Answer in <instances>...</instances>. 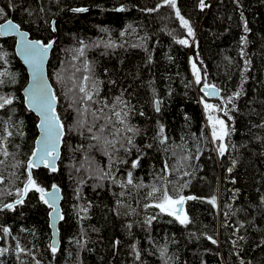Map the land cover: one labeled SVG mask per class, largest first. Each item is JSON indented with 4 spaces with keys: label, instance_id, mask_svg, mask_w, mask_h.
<instances>
[{
    "label": "trees",
    "instance_id": "1",
    "mask_svg": "<svg viewBox=\"0 0 264 264\" xmlns=\"http://www.w3.org/2000/svg\"><path fill=\"white\" fill-rule=\"evenodd\" d=\"M204 2L0 0V23L54 39L47 74L64 130L57 170H31L45 191L60 188L53 253L50 209L23 192L37 135L21 93L27 74L14 42L0 39V98L11 100L0 107V264H264V0ZM204 103L221 109L210 114L229 132L223 156ZM165 189L195 197L188 224L154 206Z\"/></svg>",
    "mask_w": 264,
    "mask_h": 264
},
{
    "label": "snow or ice",
    "instance_id": "2",
    "mask_svg": "<svg viewBox=\"0 0 264 264\" xmlns=\"http://www.w3.org/2000/svg\"><path fill=\"white\" fill-rule=\"evenodd\" d=\"M163 4L169 5L172 8L176 7V0H163ZM162 5H157L159 8ZM207 5L205 4L204 0H200V7L203 9ZM118 11H122L123 9H117ZM72 11L75 12H84L87 11V9L78 8L73 9ZM149 11H154V9H150ZM3 12V9H0V13ZM177 17L180 19V23L183 27H185L188 31V35H193L192 28L189 26V23L187 20H185L182 16H180L179 11L176 12ZM5 27L4 25H0V28ZM16 28L15 25L12 24V21L7 22V30L11 31ZM245 31H247V28H245ZM124 33H121L123 35ZM21 36V46L23 53L26 58V62L29 64V66L32 69V75L34 80L36 81L33 89H26L27 92H29L31 101L33 105H36L38 107V110L40 111V114L42 116L41 123L39 127L43 130V139L41 143L43 144L42 149L40 150L39 154L37 152H33V156H38L37 161L29 160L28 162V168H32L36 166L38 163H43L45 167L50 168L53 172L56 171L55 167V160L57 159V147L58 143L60 141V138L63 135V125L60 124L58 117L55 115L53 102L55 101V96L50 95L47 86H44L40 83V73H41V66L44 59V56L47 53V50L52 47V43L49 42L48 44H43L41 41H31L27 39V33H20ZM242 42H246L244 37H241ZM178 43L186 45L187 40L181 39L178 41ZM83 49L80 50V55H83ZM193 74L195 77V83L200 84L201 83V76L199 75V70L196 68L195 64H193ZM89 77L85 76L84 80L87 81ZM79 91L81 93H84V96L82 97L85 101H91L93 99V96L91 93L87 92L85 87L81 86ZM201 91L204 92L205 96H215L218 94V90L215 85H209L207 83L204 84ZM235 95H239V93H236ZM28 97H26L27 99ZM3 102L0 103V107H3L5 104H10L11 100L0 98ZM232 98H229L228 102L231 103ZM203 102V101H202ZM204 109L206 113H209L208 115V121L211 124L212 127V138L214 141H221L219 144L218 151L221 156L224 155L225 152V144L223 143V140L226 136L229 135V132L227 130V126L225 125L224 120L219 119L210 113L219 111L221 109L217 108L215 105L204 103ZM158 110V109H157ZM118 117L120 116V113H115ZM125 116L128 115L127 112L124 113ZM227 115V113H225ZM231 119V117H229ZM121 123L123 121L121 120ZM83 126V125H81ZM129 132H134L133 128L129 127L127 129ZM89 132L92 131L91 128L88 129ZM100 131H104V127L101 126ZM160 132L163 133V128L161 127ZM93 139H99L98 137L94 136ZM114 143V142H112ZM127 143L131 145L133 143L132 138H127ZM161 143H164V140H161ZM7 155V152L4 153ZM138 161H133L132 167H137ZM167 168V166H166ZM231 171V169H229ZM187 174V173H185ZM128 184H132V173H128ZM34 189L36 192L40 194V199L47 204L52 211L49 213L50 216H57L59 219H63V216L59 214V210L56 207V200H57V186L52 185L53 191L52 192H46L44 188L39 187L36 182L32 179L31 175H29L28 180L26 182L25 188L23 189L24 193H27L29 190ZM160 189L153 187L152 191L149 193V196L155 195L157 192H159ZM184 196H178L173 197L170 195L167 191V189L164 190L162 197L160 198L159 202L156 203L154 206L159 208L161 212H165L170 216H174L176 220L179 221L180 224H188L189 218L186 214L183 213L182 206L185 202ZM188 200L195 199V197H187ZM22 200H17L16 203H21ZM213 205H215V197H213L210 201ZM5 208H11L12 205H5ZM147 207V206H146ZM3 231L5 233L9 232L8 228H4ZM211 239V237H209ZM213 243H216L215 240L212 241ZM51 251L55 253L57 251V248L55 246V242L50 246ZM6 250H0V253ZM164 253L162 252L161 255Z\"/></svg>",
    "mask_w": 264,
    "mask_h": 264
},
{
    "label": "water",
    "instance_id": "3",
    "mask_svg": "<svg viewBox=\"0 0 264 264\" xmlns=\"http://www.w3.org/2000/svg\"><path fill=\"white\" fill-rule=\"evenodd\" d=\"M9 20L12 21L11 19H8L5 22H2L0 24V25H4L5 26L3 28H0V39H9V38H13L14 39V52H15V55H16L17 59L20 61V63L22 64V66L25 69L26 74H27V82H26L25 86L22 88L21 93H22V96H23L24 105H25L26 109L29 112H31L37 119V123H36L37 135H36L35 140H34L32 154H31V156L29 158V160L31 159L33 161H37L38 160V156H33V152L35 151V152H37L39 154L40 150L43 147V144L41 143V141L43 139V130H42L41 127H39V125L41 123V120H42V116L40 114V111L38 110V107L36 105L32 104L29 92L26 91V89H33V87H34V85L36 83V81L34 80L33 75H32V69L29 66V64L26 62V58H25V55L23 53L22 46H21V43H20V41H21L20 33H27V32H24L23 30H21L19 28V26L14 21H12V24L15 25L16 28L14 30H11V31L7 30V22ZM27 39L31 40V41H37L36 39H31L29 37L28 33H27ZM38 41H40V40H38ZM53 41H54V39L50 41L52 43V47H53ZM43 44H45V43H43ZM46 44H48V43H46ZM52 47L47 50V53L44 56V59H43V62H42V66H41V73H40V83L42 85H44V86H47V90H48L50 95H54V91H53L52 85L50 83V80L48 79L47 65H48V61H49V58H50V53L52 51ZM217 90H218V94L217 95H215V96H205V97L208 98V99L217 98L219 96V89L217 88ZM201 92L204 94L203 91H201ZM26 97H28V98L26 99ZM53 107H54L55 115H56V117H58V115L56 113V107H57V99H56V97H55V101L53 102ZM58 119H59V117H58ZM59 122L61 124L60 119H59ZM63 135H64V130H63ZM63 135L60 138V141H59L58 147H57V159L55 160L56 170H57V162H58L59 157H60L61 142H62ZM29 160H28V162H29ZM28 162H27L28 177H29V175H31V170H38L39 168H46L48 170H51L50 168L45 167L43 163H38L36 166H34L32 168H28ZM25 185H24V188H25ZM57 189H58V192H57V197L58 198L56 200V207L59 210V214L62 215L61 207H60L61 206V197L62 196H61L60 188L58 186H57ZM52 191H53V188L51 187L46 192H52ZM185 198H186L185 199V202H186V200H188V199H187V197H185ZM185 202H184V204L182 206V210H183L184 214H186L185 213ZM48 208L50 209L49 212H48V227H49V230H50V241H49V244L51 246L53 244V242H55V246H56V248H58V243H59V241H58V237H59L58 225H59V222H60L61 219H59L57 216H50L49 213L52 211V209L49 206H48ZM163 213H165V212H163ZM165 214H167V213H165ZM171 217H174V216H171Z\"/></svg>",
    "mask_w": 264,
    "mask_h": 264
},
{
    "label": "bare ground",
    "instance_id": "4",
    "mask_svg": "<svg viewBox=\"0 0 264 264\" xmlns=\"http://www.w3.org/2000/svg\"><path fill=\"white\" fill-rule=\"evenodd\" d=\"M12 20V19H11ZM6 21V20H5ZM5 21H3V22H5ZM13 21V20H12ZM16 23V22H15ZM1 24V23H0ZM17 24V23H16ZM18 25V24H17ZM19 26V25H18ZM20 28V27H19ZM21 29V28H20ZM21 30H23V29H21ZM24 32H26L25 30H23ZM52 31H54V27H53V21H52ZM28 33V32H27Z\"/></svg>",
    "mask_w": 264,
    "mask_h": 264
},
{
    "label": "flooded vegetation",
    "instance_id": "5",
    "mask_svg": "<svg viewBox=\"0 0 264 264\" xmlns=\"http://www.w3.org/2000/svg\"><path fill=\"white\" fill-rule=\"evenodd\" d=\"M9 40H12L14 42V39L13 38H9Z\"/></svg>",
    "mask_w": 264,
    "mask_h": 264
},
{
    "label": "rangeland",
    "instance_id": "6",
    "mask_svg": "<svg viewBox=\"0 0 264 264\" xmlns=\"http://www.w3.org/2000/svg\"><path fill=\"white\" fill-rule=\"evenodd\" d=\"M208 131V130H207ZM208 133H209V136L211 137V134H210V132L208 131ZM216 203V202H215Z\"/></svg>",
    "mask_w": 264,
    "mask_h": 264
}]
</instances>
